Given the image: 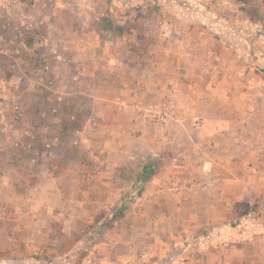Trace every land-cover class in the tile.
<instances>
[{"label": "rangeland", "instance_id": "374dc122", "mask_svg": "<svg viewBox=\"0 0 264 264\" xmlns=\"http://www.w3.org/2000/svg\"><path fill=\"white\" fill-rule=\"evenodd\" d=\"M3 22L0 264H166L212 232L215 251L196 264H237L238 251L264 264V0H0ZM33 69L50 81L39 84L48 104L31 99ZM222 111L248 143L213 145L203 122ZM206 187L220 196L214 211ZM208 218L261 225L244 227L239 249Z\"/></svg>", "mask_w": 264, "mask_h": 264}, {"label": "crops", "instance_id": "0c3cea01", "mask_svg": "<svg viewBox=\"0 0 264 264\" xmlns=\"http://www.w3.org/2000/svg\"><path fill=\"white\" fill-rule=\"evenodd\" d=\"M7 24H5V22L1 23L0 24V31H3V29L6 27ZM13 26L15 28L17 27H20L18 24L16 23H13ZM217 40L218 42L221 43V41H219L217 38L215 39ZM27 46H29V50H32L33 53H35L37 57L40 61V63L44 62L45 60L48 59V57H42L44 55L43 52H42V47L43 45L39 42L38 39L35 38V36L33 37V41H32V45L31 44H26ZM221 47L224 48V49H229V47H227L225 44H221ZM31 52V51H30ZM31 54V53H30ZM47 56V55H45ZM159 62V61H158ZM224 64H227L228 65V62L226 61H223ZM240 62H244L243 59H240L239 57H237L235 59V63H231V64H236L237 67L240 65ZM35 68L37 69L38 68V65L35 66ZM36 69H33L32 71V74L35 75V77L33 78V83L31 84L30 88H29V93H31V99L33 100V102L35 103H40V105L43 104V102H46V104L49 103V99H52V96H49L47 94H41L40 91H44L41 86L39 84H45L46 86L48 85L49 86V83L50 81L47 79L45 82L42 81V78L41 77H38V76H41V73H39V69L36 71ZM17 71V70H16ZM16 74L18 75L19 73L16 72ZM214 74V73H213ZM82 76L86 77V78H89V79H92L93 77V73H84V74H81ZM29 76H31V74L27 75L26 73H24L23 71V74L20 75V78L18 80V84H15L14 88H20L21 85H23L25 82L28 81ZM28 77V78H26ZM211 80L212 82H214L215 80V76L212 75L211 78L209 79ZM212 82L210 83V85H207V89L209 90V92H211L213 95L215 94L216 90L214 89V85H212ZM49 88L52 89V87L49 86ZM239 91H243L242 88H240L239 86ZM211 94V95H212ZM51 95V94H50ZM25 96L26 97V94H23L20 96V99ZM64 96L61 95L58 97V99H61L63 98ZM207 99V105L210 106V100L208 101L209 99V96L207 95L206 97ZM259 99L263 100L264 102V95L261 97H259ZM47 100V101H46ZM87 102L85 101L84 104H86ZM31 109L33 110V113L35 115L34 117V121H33V124H31V130H36L35 126L38 125V123L42 120L40 114H41V110L40 108L35 105L34 103H31ZM238 110V109H236ZM238 112V111H237ZM257 112H259V114L263 115L264 114V107H260L259 109H257ZM238 114V113H237ZM52 115V113L49 111V116ZM39 116V117H38ZM53 116V115H52ZM264 116V115H263ZM68 119V117H67ZM237 117H229V116H225L224 115V112L222 111L221 112V117L219 118H206V120L203 122L204 124V127L206 129V132L208 134H213V142L215 144H213L214 146L216 147H219L220 145H222L223 143L224 144H228L227 141L228 140H235L237 142V144H245V143H248V142H244L241 140L240 136H238V132H235L233 128H235V126L237 127L238 126V129H239V124H238V121H237ZM47 123H52V124H56L55 122L52 121L51 118H47L45 119ZM43 121V120H42ZM237 121V122H235ZM245 119L243 118V120L241 121V124L244 128V123ZM237 124V125H236ZM262 124V130L264 131V121L261 122ZM57 125V124H56ZM54 128H56V131L60 133V129L57 128V126H55ZM35 134V133H34ZM263 139H264V136H262ZM49 138V137H48ZM212 138V137H210ZM229 138V139H227ZM36 140L37 142H40L38 144H40V146H52L51 143H49L47 140L43 139L44 141L41 142V139L36 137ZM234 141V142H235ZM65 143V142H64ZM57 145L56 147L57 148H62L64 145L61 144L60 142L55 144ZM71 147H74V145H70ZM48 149V148H47ZM223 157H225V159H232L234 158L233 156V153H231V151L228 150V148L226 149H223ZM264 156V154L262 155ZM2 159L1 155H0V160ZM263 164H262V170H263V173L262 175H264V158L262 159ZM207 174H209V177H212L214 176L215 172L214 171H211V173L209 172H206ZM220 177V176H219ZM225 188L224 187H219L217 190H218V193L220 194L222 190H224ZM205 192H206V195H207V200L205 201L208 206H210L212 209V211L215 210V206L216 205H219L220 203V196H219V199L218 196H215V190H213V187H206L205 189ZM228 192L224 191L223 194H227ZM200 204H202V201H199ZM193 206H197V204L193 201L192 202ZM193 209V207H192ZM213 218V217H212ZM212 218H208L207 219V223H214V221L218 222V223H221L223 222L224 226L226 228H223V229H220L219 232H216V235L218 234V236H227L229 234V237H231V240L235 242V244L237 245V247H239V249H243L244 248V243L246 242V239L247 237H245V233H246V229L244 228L245 226H256V225H261V223L258 222V220L256 219H246V220H237L235 221L234 223H230L228 224L226 222V219H218V220H215V219H212ZM179 224H184V225H189L190 224V217H184L182 219H179ZM188 227H191V226H188ZM186 230V229H185ZM189 228H187V232H188ZM184 236L185 238H188V234L184 232ZM215 236V233L212 232V234H205V235H199L198 236V240L201 241V246H200V249L198 250H195V249H192L191 247V244H184V245H180L178 246V249L180 250V257L176 256V254L172 255V257L170 258L169 260V263H166V264H181V261L179 260V258H182V256L186 253H188L190 255V259L191 261H188V262H184L185 264H196L198 263L197 259H200V261H205V259H210L211 256H212V252L210 251H215V249L211 248V249H208V247L210 246L209 245V239L211 237ZM230 239V238H229ZM205 241H206V244H205ZM208 241V242H207ZM180 244V243H179ZM238 249V248H237ZM238 249V250H239ZM218 251V250H217ZM196 253V254H195ZM240 251H238L236 253V255L232 254L231 256H237V264L240 263V257L242 259V263L241 264H244V261H245V256L244 254L242 253L241 255L239 254ZM196 255V257H195ZM229 258V256H228ZM192 259H195V261H192ZM219 263V260H217ZM222 264H227L226 261H225V257L223 256V259L220 261ZM201 264V263H200Z\"/></svg>", "mask_w": 264, "mask_h": 264}]
</instances>
